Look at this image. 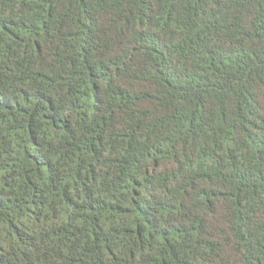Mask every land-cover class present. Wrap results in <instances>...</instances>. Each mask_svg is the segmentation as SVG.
Returning <instances> with one entry per match:
<instances>
[{"label":"trees","instance_id":"16d2710c","mask_svg":"<svg viewBox=\"0 0 264 264\" xmlns=\"http://www.w3.org/2000/svg\"><path fill=\"white\" fill-rule=\"evenodd\" d=\"M0 264H264V0H0Z\"/></svg>","mask_w":264,"mask_h":264}]
</instances>
